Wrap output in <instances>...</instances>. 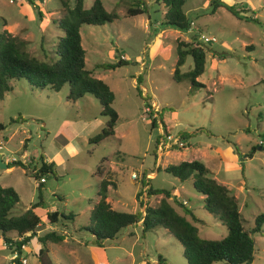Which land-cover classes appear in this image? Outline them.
I'll return each mask as SVG.
<instances>
[{
  "label": "rangeland",
  "instance_id": "1",
  "mask_svg": "<svg viewBox=\"0 0 264 264\" xmlns=\"http://www.w3.org/2000/svg\"><path fill=\"white\" fill-rule=\"evenodd\" d=\"M32 1L33 5L0 0V32L4 29L23 41L30 56L48 61L63 35L56 22L64 8L58 0ZM92 1L82 0V8L87 9ZM100 1L115 18L102 25H81L79 35L84 69L91 70V76L113 93L110 106L117 120L112 136L91 142L107 117L100 115V105L91 95L68 102L67 84L58 91L38 90L20 79L10 83L11 90L0 100L1 162L10 165L18 160L36 170L42 156L53 171L44 181L42 205L34 210L40 225L23 246L20 260L24 264H158L159 255L166 264H187L181 245L164 228L142 235L139 226L127 227L114 240L96 247L81 227L88 224L91 202L97 199L98 174H102L115 184L106 198L112 209L142 212L135 193L147 178L153 188L168 190L191 210L195 220L187 219L199 237L222 238L226 233L223 223L203 209V197L194 192L190 180L180 182L163 171L166 165L191 160L202 163L209 176L235 198L244 228H251L254 217L264 213V0H186L182 7L190 21L186 32L163 25V5L154 0ZM137 1L144 12L128 16L127 7ZM66 2L71 7L73 0ZM219 3L244 13L236 18ZM201 35L215 41L202 43ZM177 42L197 44L204 50V69L196 79L203 87L172 80ZM119 59L126 64L95 68ZM191 67L187 56L179 71ZM138 76L142 97L135 90ZM149 112H157L151 114L156 124L153 129ZM18 116L24 122L10 123ZM181 133L191 137L180 140ZM158 135L161 139L153 156ZM252 146L255 150L250 155ZM98 165L101 173L95 172ZM0 186L11 187L18 195L10 215L23 213L34 199L35 185L19 166L0 168ZM138 199L151 205L158 201L146 199L143 191ZM49 211L74 217L58 218L53 224L45 220ZM262 230V236L252 235L250 264H264V224ZM47 232L62 240L41 245L38 238ZM8 237L16 239L13 233ZM13 257V246L0 238V264H13Z\"/></svg>",
  "mask_w": 264,
  "mask_h": 264
},
{
  "label": "trees",
  "instance_id": "2",
  "mask_svg": "<svg viewBox=\"0 0 264 264\" xmlns=\"http://www.w3.org/2000/svg\"><path fill=\"white\" fill-rule=\"evenodd\" d=\"M33 5L32 0H23ZM64 8V14L57 20L56 27L62 30L63 35L57 39L54 46L52 57L48 61L38 60L30 56L24 48V42L12 36L6 30L0 32V100L4 94L11 90V82L24 79L32 89H49L58 91L64 84L68 85L66 100L75 102L82 96L88 94L94 97L100 105V115L106 116L104 128L98 133L91 142L97 143L104 138L113 135V127L117 120L116 112L110 104L113 93L108 86L101 80L91 76V70L84 69V50L80 44L79 28L81 25H102L115 18L113 13H108L103 8L100 0H93L87 9L82 8V0H73L70 7L66 0H58ZM161 3L164 8L162 14V24L170 26L178 31L186 32L190 26V21L183 13L182 7L186 0H154ZM138 4V5H137ZM135 6L127 7L128 16L142 14L144 8L140 1ZM228 13L236 18H241L242 11L236 10L231 6L219 3ZM40 13V12H38ZM255 21V20H254ZM2 26L5 21L1 20ZM175 63L171 78L175 82L187 80L191 87H203L196 79L204 69L205 57L204 50L197 44L177 42L175 46ZM189 56L192 61L190 70L180 73L179 68L183 65L185 57ZM126 64V60L119 59L116 63L97 64L95 68L113 69ZM140 76L136 78V93L142 97L138 84ZM150 108V106H145ZM150 113V114H149ZM150 129L156 127L155 117L149 112ZM24 122L19 116L10 123ZM4 126L0 124V130ZM191 134H179L180 140H186ZM158 135L155 138L154 148L151 153L154 156L155 146L158 144ZM234 151L236 148L233 145ZM255 150L252 146L249 154ZM40 165L35 170L18 160L10 161L6 168L19 166L24 169L35 185L34 199L29 203L28 208L19 215H10V210L19 202L18 195L11 187L0 186V238L4 244L13 246V264H20V257L29 239L35 234L40 225V219L35 214V209L42 205V188L44 181L51 174V163L46 164L42 156L39 157ZM100 166L96 168L97 173H101ZM157 169V168H156ZM158 170V169H157ZM163 171L183 182L190 180L192 189L201 195L202 207L208 213L219 219L226 230L225 235L217 240L204 239L198 236L196 227L187 219L195 220L191 210L178 201L175 196L162 188H153L149 184V179L140 182V190L135 193V199L142 212H124L112 209L106 201L109 188H115V184L108 177H102L97 182V200L91 205L88 216V224L81 227L82 231L87 232L91 237L92 245L102 247L105 242L112 241L116 235L127 227L139 226L141 234L157 227L166 229L181 245L182 256L187 264H212L213 262H223L224 264H250L253 259L254 241L252 235L262 236V225L264 224V213L257 214L253 219L251 228L243 227L238 206L235 198L228 190L217 183L209 176V172L202 163L196 160L181 161L177 164H169ZM96 175V174H95ZM42 180V181H40ZM145 192L146 199L158 198L156 204L151 205L138 199L141 193ZM171 198V203L169 202ZM177 208H179L177 210ZM72 213L62 214L57 211L45 213V220L55 224L58 218L62 220H72ZM139 223V224H138ZM13 233L16 237L11 240L8 234ZM61 236L54 232H47L38 241L44 245L46 241L53 243L60 242ZM42 252L41 249L38 250ZM158 264H166L165 260L157 256Z\"/></svg>",
  "mask_w": 264,
  "mask_h": 264
},
{
  "label": "built area",
  "instance_id": "3",
  "mask_svg": "<svg viewBox=\"0 0 264 264\" xmlns=\"http://www.w3.org/2000/svg\"><path fill=\"white\" fill-rule=\"evenodd\" d=\"M199 38H200V41H201L202 43H205V44L210 43V42H214V41H215L214 37H212V36H204V35H201ZM146 109H148V108H146ZM176 143H177V142H176ZM177 145H178L179 147H181V146H182V143H181V142H178ZM13 161H14V160H13ZM131 177H132V178L135 177L134 174H131ZM40 181H42V180H40ZM22 248H23V246H22ZM20 262L24 264V263H25V260H24V259H21Z\"/></svg>",
  "mask_w": 264,
  "mask_h": 264
},
{
  "label": "water",
  "instance_id": "4",
  "mask_svg": "<svg viewBox=\"0 0 264 264\" xmlns=\"http://www.w3.org/2000/svg\"><path fill=\"white\" fill-rule=\"evenodd\" d=\"M0 159H1V155H0ZM0 168H6V165L2 163L1 160H0Z\"/></svg>",
  "mask_w": 264,
  "mask_h": 264
},
{
  "label": "crops",
  "instance_id": "5",
  "mask_svg": "<svg viewBox=\"0 0 264 264\" xmlns=\"http://www.w3.org/2000/svg\"><path fill=\"white\" fill-rule=\"evenodd\" d=\"M1 155V154H0ZM11 168V167H10ZM7 169H9V168H7ZM99 179H100V177H99ZM99 181V180H98ZM107 198V197H106ZM97 200V199H96ZM96 200L94 201V202H96ZM94 202H91V204H93Z\"/></svg>",
  "mask_w": 264,
  "mask_h": 264
}]
</instances>
